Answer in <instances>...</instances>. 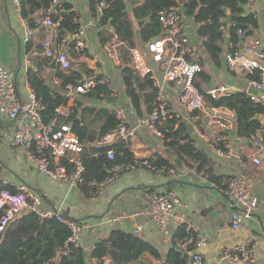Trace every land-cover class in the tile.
<instances>
[{
	"label": "crops",
	"instance_id": "obj_1",
	"mask_svg": "<svg viewBox=\"0 0 264 264\" xmlns=\"http://www.w3.org/2000/svg\"><path fill=\"white\" fill-rule=\"evenodd\" d=\"M57 1L60 3L59 12L63 10L65 4L71 7L76 15L75 21L79 25L77 32L81 33L80 36L76 35L77 32L67 33L66 37L59 41L55 31L52 49L54 53L60 48L64 49L69 56L70 69L62 71L57 62L53 67L51 65L53 57L42 56V43L45 38L43 29L35 31L32 39L27 44L24 43V27L14 0H0V67L11 74L20 101L27 100L31 90L27 81L28 72H37L52 92L68 98L67 105L59 108L63 109L61 112L69 113L73 123L79 122L78 128L86 132V135H82L83 149L98 148L103 146L100 144L101 139L98 138L104 120L98 115L101 110L112 114L116 106L124 108L128 113V125L132 128L137 126L141 118L151 113H147L145 106L141 105V116H138L125 95L121 60L119 59L118 63L111 61L104 51L105 44L101 41L111 37L110 41L113 39L119 42L110 26L101 25L98 6L92 11L90 0ZM142 1L134 3L124 0L134 31L135 48L145 53L146 45L152 38L148 42L142 41L140 28L132 15L134 6ZM250 13L258 21V27L251 36L264 47V0H256ZM44 15L43 11L42 15L36 16L35 19H41ZM184 26L191 44L198 50L204 70L210 77L206 88L213 83V87L229 88L227 93L244 92L250 103L248 107L254 108L249 96L260 97L261 93L247 87L245 72L229 69L225 58L228 53L226 41L223 43L224 52L220 67L216 68L204 53L192 20H184ZM78 40L84 44L80 55L71 48ZM70 70L80 73L81 79L77 83L95 76L108 77L113 82L118 96L116 98L101 94L96 96L93 93V97H87L86 94L75 93V86L73 84L64 86L59 76L61 73L69 75ZM157 77L160 81V76ZM162 88L172 113L180 124L184 125L186 134L193 140L195 148L206 157V164L201 171L196 164L191 169H186L182 160L164 144L162 138L141 127L136 129L135 135L127 142L133 157L136 160H148L159 156L172 165L173 173L158 176L146 169L137 168L121 173L109 183H106L105 179L96 190L92 189L95 184L89 183L87 185L89 191L84 193L81 188L84 182L75 187L70 182L54 181L39 173L32 151L13 145L14 125L0 117V186L10 185L17 191L18 187L24 185L40 198V212L60 211L65 218L79 224L82 228L79 247L88 256L86 264H95L89 257L95 243L107 239L113 230L133 234L158 252V257L144 254L130 264H174L173 260L169 259L172 249L186 253L188 257L186 264H193L195 254L201 256L202 264H239L230 261L219 263V258L224 251L234 250L247 239L252 241L250 248L256 261L264 264V154H259L261 160L259 165L253 163L252 157L257 151L253 148L250 136L248 134L243 136L240 128L236 126L237 117L234 112L220 109L221 114L234 122L232 131H222L217 126H208L207 117L202 112L190 111L182 105L178 90L173 84H162ZM259 107L261 106L257 108ZM250 119H256L260 126L264 123V110L258 111ZM88 136L93 137L94 141H89ZM224 145L227 149L223 148ZM217 148L224 149L227 156L219 155L216 152ZM175 157L179 163L174 160ZM79 158L81 160V154ZM207 170L222 178L220 188L205 176ZM241 174L248 176L252 185L251 193L257 200V206L251 217L243 221L242 227L234 231L230 227L229 218L237 211V207L227 194V182ZM91 184L93 186H90ZM150 191L174 192L181 203V206L176 208L175 215H183L197 232L206 235L207 245L196 250L189 246H180L175 234L181 227L173 221L169 225L168 236L161 232L147 212L146 195ZM121 216L123 219L115 221ZM138 228L140 232L136 233ZM105 263L109 264V261L106 260Z\"/></svg>",
	"mask_w": 264,
	"mask_h": 264
},
{
	"label": "built area",
	"instance_id": "obj_2",
	"mask_svg": "<svg viewBox=\"0 0 264 264\" xmlns=\"http://www.w3.org/2000/svg\"><path fill=\"white\" fill-rule=\"evenodd\" d=\"M256 0H244V9L251 12ZM18 16L22 20L24 27L23 41L28 43L34 36L35 31L43 29L44 41L42 43V56L46 58H56V62L62 71L70 69L71 64L68 54L61 49L54 53L52 42L56 28L61 19L58 8L60 3L53 0L44 11L45 15L41 19H36L29 25L21 17L22 0H14ZM107 4L98 5L99 12L102 13ZM57 18V21L54 20ZM158 21L161 26V33L153 37L146 45L145 53L137 48L128 50L134 73L141 79L149 80L157 89L155 97V108L150 115L141 118L135 128L128 125V113L124 108L116 106L112 114L117 121L115 129L101 138V145H110L116 141L128 142L132 138L136 129L146 128L155 136L162 138L158 127L168 118H171L172 111L169 108L162 84H173L179 93V101L190 111L202 112L208 120V126H217L222 131H232L234 122L224 116L219 111L221 108L206 106L203 96L195 86L197 77L202 72L198 50L191 44L185 32L183 17L179 10L172 9L160 11ZM223 41L228 38L226 20H221ZM243 49L237 53L228 52L225 55L226 62L231 71L239 69L246 74L255 76L246 80L247 87L261 93L260 97L250 95L249 100L253 105L264 108V47L251 35H246L245 31L239 30ZM77 32V36H80ZM69 44V43H66ZM121 43L111 40L104 45V51L109 59L115 63L119 62ZM73 51L80 55L83 52L84 44L81 40L75 42L71 47ZM160 76V81L157 77ZM97 86H104L109 96L116 98L117 90L113 82L106 76L92 77L81 82L75 87V93L85 94ZM229 91L227 87L207 88L205 95L212 100H217L220 95H225ZM56 110V116L48 123L44 124L42 113L44 107L37 99L33 90H30L27 100L20 101L12 81L11 74L0 67V117L6 119L14 125L13 145L24 147L32 151L35 167L37 171L54 181L70 182L77 187L84 180V166L79 158L83 152L84 140L72 130V121L69 113ZM252 140L253 148L257 154L252 157L254 164L261 163L259 154H264V123H261L254 132L248 133ZM224 149L227 146L224 145ZM224 149H216L221 156H227ZM109 160L114 159V152H107ZM71 165L69 173L67 165ZM146 169L158 176L163 175L165 168L157 169L148 160H136L133 164L116 165L110 170L105 182L109 183L116 179L121 173L134 170ZM167 173H173L168 169ZM90 186H93L91 184ZM251 182L246 175L232 177L227 182V194L233 199L237 211L230 215V227L238 231L242 227L245 219H249L256 209L257 200L251 193ZM148 202V215L157 225L159 230L166 236L169 235L168 228L173 221L183 228L187 236L179 241L180 246H189L199 249L208 243V237L197 232V229L183 215L176 216L175 210L181 206L179 198L174 192L150 191L146 195ZM40 198L30 191L26 186L21 185L16 193L8 190L0 192V234L9 226L10 222L17 214L26 210L37 213L42 219H56L57 222L66 226L70 230V236L65 243V249L57 253V258L66 255L69 246L79 247L81 226L65 218L60 211L40 212ZM123 216L115 221H120ZM140 229L136 230L139 233ZM168 238V237H167ZM251 239H247L237 248L231 251H224L219 258V263L230 261L239 264H259L250 248ZM193 264H202L201 256H193Z\"/></svg>",
	"mask_w": 264,
	"mask_h": 264
},
{
	"label": "trees",
	"instance_id": "obj_3",
	"mask_svg": "<svg viewBox=\"0 0 264 264\" xmlns=\"http://www.w3.org/2000/svg\"><path fill=\"white\" fill-rule=\"evenodd\" d=\"M52 1L22 0V19L32 25L36 20L35 17L42 15V12L49 7ZM100 3L107 4L101 13V25L110 26L118 42L122 44L120 60L125 95L138 116H141V105H144L146 112L150 114L155 108L157 89L149 80L139 78L132 69L128 50L135 48L136 44L126 4L124 0H90V9L94 11ZM172 9L180 11L183 21L186 18L192 20L196 26V36L201 41L203 51L216 68L220 67L224 52V38L220 27L222 26L221 20L227 18V11L230 12L231 19L230 26L227 25L226 47L228 52L237 53L239 51V43L242 40L238 33L239 30L245 31L246 35H252L258 27L256 17L245 11L244 0H143L132 9V15L140 28L142 41L148 42L149 39L160 35L161 26L158 21V13ZM60 17L59 25L56 28L59 41L66 37L67 33H76L79 29V25L75 21L76 15L69 5H64ZM54 20L57 21V18ZM110 39H103L101 42L106 44L107 40L110 41ZM200 63L202 72L197 77L198 81L196 80L195 86L201 92L206 105L234 112L237 117L236 126L240 128L243 136L254 132L259 124L256 119L251 120L250 118L264 109L257 108L256 105H253L254 108H249L250 103L244 92L227 93L218 97L217 100L207 97L205 92L210 77L204 70L202 60ZM59 76L64 86L73 84L76 87L81 83H77L81 79V75L75 70H70L67 76L62 73ZM245 77L248 79L255 76L246 74ZM27 81L44 107L43 122L48 124L56 116V110L67 105L68 98L52 92L37 72L29 71ZM93 93L96 96H100L99 94L109 96L104 86H97L85 94L87 97H93ZM98 115L104 119L98 137L101 139L116 128L117 121L113 114L106 110H101ZM71 121L72 130L80 138L82 135H86L85 131L78 128L79 122L74 121L73 123L72 117ZM158 130L162 134L164 144L182 160L186 169H191L194 164L199 165V171L203 169L206 164V157L195 148L193 140L186 134L184 125L180 124L173 113L171 118L166 119L163 125L158 127ZM88 137L89 141H94L93 137ZM109 150L114 152L113 160H109L107 157ZM81 161L84 166V183L81 188L84 193H88L87 185L89 183L95 184L93 190L100 188L114 166L133 164L136 159L133 157L127 142L116 141L107 146L83 149ZM148 161L157 169L165 168L166 171L163 176H167V170L172 168L167 160L159 156L150 158ZM71 167V165H67L69 172ZM205 176L216 187L220 188L221 177L214 175L211 170H207ZM5 189L13 194L17 192L10 185L0 186V192ZM1 214L0 211V216ZM69 236L70 230L54 218L42 219L36 213L25 215L9 224L5 231L0 234V264H86L88 256L81 247L69 246L66 255L57 258V253L65 249V243ZM186 236L187 233L183 228L178 229L175 234L177 241H182ZM144 254L159 256L156 249L137 236L120 230H113L107 239L95 243L89 257L95 261V264H106V260L109 261V264H130ZM169 259H172L174 264H186L188 257L186 253L172 249Z\"/></svg>",
	"mask_w": 264,
	"mask_h": 264
},
{
	"label": "water",
	"instance_id": "obj_4",
	"mask_svg": "<svg viewBox=\"0 0 264 264\" xmlns=\"http://www.w3.org/2000/svg\"><path fill=\"white\" fill-rule=\"evenodd\" d=\"M226 22H227L228 26H230V24H231V19H230V12H229V11H227ZM239 49H240V50L243 49V44H242V42L239 43ZM51 65H52L53 67L56 65V58H55V57H53V60H52V64H51ZM213 86H214L213 83H210V84H209V88H211V87H213ZM221 96H222V95H220V97H221ZM174 160L177 161L178 159L175 157ZM177 163H179V161H177ZM30 213H31V212L27 210V211H24V212L21 213V214H17V215L15 216V218H14L10 223H13V222H15L16 220L20 219L21 217H23V216H25V215H28V214H30ZM189 262L191 263L192 260H190Z\"/></svg>",
	"mask_w": 264,
	"mask_h": 264
},
{
	"label": "rangeland",
	"instance_id": "obj_5",
	"mask_svg": "<svg viewBox=\"0 0 264 264\" xmlns=\"http://www.w3.org/2000/svg\"><path fill=\"white\" fill-rule=\"evenodd\" d=\"M185 20H190V19L187 18V19H185Z\"/></svg>",
	"mask_w": 264,
	"mask_h": 264
}]
</instances>
